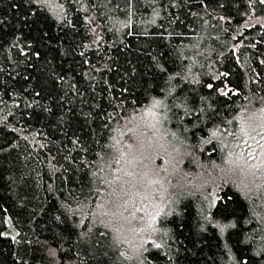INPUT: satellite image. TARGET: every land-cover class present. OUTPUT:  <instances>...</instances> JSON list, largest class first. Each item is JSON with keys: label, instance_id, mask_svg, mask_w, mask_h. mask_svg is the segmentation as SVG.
Masks as SVG:
<instances>
[{"label": "trees", "instance_id": "obj_1", "mask_svg": "<svg viewBox=\"0 0 264 264\" xmlns=\"http://www.w3.org/2000/svg\"><path fill=\"white\" fill-rule=\"evenodd\" d=\"M147 108L183 178L132 254L103 199ZM261 109V0H0V264H264V191L217 170Z\"/></svg>", "mask_w": 264, "mask_h": 264}, {"label": "rangeland", "instance_id": "obj_2", "mask_svg": "<svg viewBox=\"0 0 264 264\" xmlns=\"http://www.w3.org/2000/svg\"><path fill=\"white\" fill-rule=\"evenodd\" d=\"M247 114L217 170L250 193L264 191V109ZM158 119L157 110L147 108L124 123L117 140L118 160L108 176L112 180L108 197L103 199L109 203L108 211L103 208L109 227L132 254L154 242L156 216L167 202L172 182L183 178L177 169L179 149L163 137ZM198 178L190 183L198 186Z\"/></svg>", "mask_w": 264, "mask_h": 264}, {"label": "snow or ice", "instance_id": "obj_3", "mask_svg": "<svg viewBox=\"0 0 264 264\" xmlns=\"http://www.w3.org/2000/svg\"><path fill=\"white\" fill-rule=\"evenodd\" d=\"M262 3H264V0H261ZM209 87H211V85H209ZM261 147H264V145H261ZM158 247V246H157Z\"/></svg>", "mask_w": 264, "mask_h": 264}]
</instances>
